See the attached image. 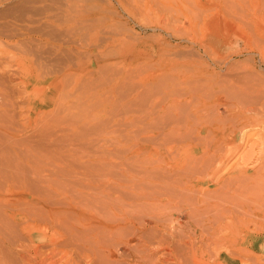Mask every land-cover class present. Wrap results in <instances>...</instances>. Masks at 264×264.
Masks as SVG:
<instances>
[{
  "label": "rangeland",
  "instance_id": "374dc122",
  "mask_svg": "<svg viewBox=\"0 0 264 264\" xmlns=\"http://www.w3.org/2000/svg\"><path fill=\"white\" fill-rule=\"evenodd\" d=\"M2 127L0 264H264V0H0Z\"/></svg>",
  "mask_w": 264,
  "mask_h": 264
},
{
  "label": "bare ground",
  "instance_id": "6f19581e",
  "mask_svg": "<svg viewBox=\"0 0 264 264\" xmlns=\"http://www.w3.org/2000/svg\"><path fill=\"white\" fill-rule=\"evenodd\" d=\"M82 43V42H81ZM26 79H29L30 80V76H28L27 74H26V77L24 78V81L26 80ZM28 80V81H29ZM7 118H10V117H7ZM6 119V118H5ZM3 123V122H2ZM7 124V123H6ZM3 125V127H5V125L4 124H2ZM8 125H6V127H7ZM243 126V125H242ZM241 126V127H242ZM2 127V128H3ZM6 127H5V129H6ZM2 128H0V129H2ZM9 128V127H8ZM16 128V127H15ZM19 129V128H18ZM243 129V128H242ZM22 130V129H21ZM24 130V129H23ZM22 130V131H23ZM2 131H5L4 133H0L2 136H3V134H4V138H6L7 139V142L5 143V146L3 147V146H1V148H0V176L5 180V181H7V183H9L8 185H7V187L8 186H10V184H13V185H16L17 187L19 186V185H21L23 188H27V190L29 189V190H31V188L32 187H30V185L32 184V182L33 181H31L30 180V178H28L29 177V174L31 173V172H33L34 171V168H30V167H32V166H30L29 167V165L27 164V162H29L28 161V157L30 158V153H28L27 151H23L22 149L23 148H26L24 145H23V143H22V146H24V147H22V149L21 150H19V148H16V149H13V145H16V146H18V142H19V140L20 139H16V133H15V130H14V132H12V131H10V130H4V128L2 129ZM22 131H20V132H22ZM16 132H18V131H16ZM41 132V131H40ZM231 132V131H230ZM19 133V132H18ZM207 133H208V131H207ZM5 134L7 135V137L5 136ZM209 134V133H208ZM231 134V133H230ZM1 135H0V137H1ZM20 136H21V134H20ZM19 136V137H20ZM39 136V135H38ZM40 136H41V134H40ZM42 137V136H41ZM2 138V137H1ZM1 138H0V141H1ZM25 137H22L21 138V140L22 141H24L25 142V139H24ZM48 138H50V136L48 137ZM51 139H52V137H51ZM2 140H4V139H2ZM50 141V140H49ZM5 142V141H4ZM1 145H3L2 143H0ZM20 145H21V142L19 143ZM27 147H30L28 150H30V151H32L31 150V146H28V144L27 143H24ZM201 144V143H200ZM20 145L18 146V147H20ZM31 145V144H30ZM38 145H40V144H38ZM26 149V150H27ZM33 152V154L35 153V151H32ZM33 154H31V155H33ZM13 156V157H12ZM101 159V158H100ZM28 178V179H27ZM11 179H14L15 180V182H12V181H10ZM28 181V182H27ZM24 182H27L26 183V185L24 184ZM46 182V181H45ZM47 182H48V180H47ZM49 185V186H48ZM31 186H33V184L31 185ZM47 186H48V188L49 187H51V185L48 183L47 184ZM54 188H55V186H53ZM56 187H57V185H56ZM9 188V187H8ZM51 189V188H50ZM53 189V188H52ZM26 190V189H25ZM26 190V191H27ZM53 190H55V189H53ZM23 191V193H24V190H22ZM33 192V191H32ZM22 193V192H21ZM28 193V192H27ZM36 193V192H35ZM38 193V192H37ZM33 194L34 193H32V196H30V197H23V198H25L26 199V201L27 202H31L32 200H34V202H38V203H41V201L43 200V198L42 197H40L39 195H37L38 197H36V196H33ZM25 195V194H24ZM160 196V195H159ZM161 197V196H160ZM24 199V200H25ZM42 199V200H41ZM159 200V199H158ZM170 200V199H169ZM44 202H45V200H43ZM50 203V202H49ZM55 203V202H54ZM50 206V205H49ZM4 213V212H3ZM29 217H31L30 215H28ZM9 217V216H8ZM12 219V218H11ZM16 220V219H15ZM32 219H30V221H31ZM28 221V220H27ZM7 224V223H6ZM12 226H14L13 224H12ZM17 228V227H16ZM53 231H54V229H53ZM4 233H1L0 232V236L1 235H3ZM5 237V236H4ZM50 239V238H49ZM33 241V240H32ZM41 241V240H40ZM172 248V247H171ZM175 249V248H174ZM175 251V250H174ZM58 256V255H57ZM26 256L24 255V258H25ZM51 257H52V255H51ZM55 257V256H54ZM24 258H21V259H24ZM43 259V258H42ZM29 260V259H28ZM52 260H54V259H52ZM23 261H25V259L23 260ZM26 261H27V259H26ZM25 261V262H26ZM31 261V260H30ZM29 261V262H30ZM46 261V260H45ZM45 261H43V262H45ZM28 262V261H27ZM50 263V262H49ZM28 264V263H27ZM30 264V263H29Z\"/></svg>",
  "mask_w": 264,
  "mask_h": 264
},
{
  "label": "crops",
  "instance_id": "0c3cea01",
  "mask_svg": "<svg viewBox=\"0 0 264 264\" xmlns=\"http://www.w3.org/2000/svg\"><path fill=\"white\" fill-rule=\"evenodd\" d=\"M259 237L262 240H264V234L259 235ZM245 256L246 257H243V258L248 259V260L252 259L248 255H245ZM217 259L221 264H239V258L237 257V255L221 254V255H218Z\"/></svg>",
  "mask_w": 264,
  "mask_h": 264
}]
</instances>
